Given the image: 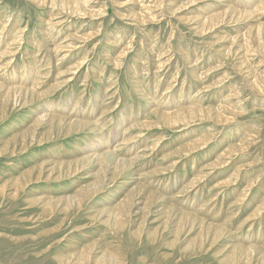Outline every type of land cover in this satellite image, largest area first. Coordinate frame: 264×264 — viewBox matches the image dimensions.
<instances>
[{"label":"rangeland","instance_id":"rangeland-1","mask_svg":"<svg viewBox=\"0 0 264 264\" xmlns=\"http://www.w3.org/2000/svg\"><path fill=\"white\" fill-rule=\"evenodd\" d=\"M68 1L0 0V264H264V0Z\"/></svg>","mask_w":264,"mask_h":264},{"label":"bare ground","instance_id":"bare-ground-1","mask_svg":"<svg viewBox=\"0 0 264 264\" xmlns=\"http://www.w3.org/2000/svg\"><path fill=\"white\" fill-rule=\"evenodd\" d=\"M36 1H38L39 2V4L40 5H44L45 3L47 4V0H36ZM89 2V1H88ZM199 3V2H198ZM45 4V5H46ZM196 4H197V2H196ZM52 5L53 6H58V7H60V8H62L63 10H65L66 12H68V13H71V14H73V15H76V16H82V14L83 13H81L82 11H84V14H87L86 12H88V13H91L92 14V12L91 11H89V10H87V8H86V5H87V3H85V2H71V1H68V0H52ZM126 5V4H125ZM128 5V4H127ZM160 7H161V4L159 5ZM162 6H163V4H162ZM264 6V2H262L261 4H259V6H257V9H259V8H261V7H263ZM152 8V7H151ZM154 8V7H153ZM152 8V9H153ZM157 8V7H156ZM148 10V9H147ZM229 10H230V8L228 9V10H226V11H224V12H219V13H217V14H213V15H207V16H205V18H203V20H204V24H202L201 25V28L203 29V31H204V28L206 27V26H209L208 24H210V27H208L209 29H211L212 27H215L216 25H218V24H221V25H223L222 24V22L224 21V19L228 16V13H229ZM261 10V9H260ZM173 11V10H172ZM256 11V10H255ZM181 12V11H180ZM235 12H238V13H241V14H244V13H247L248 11H245V12H241V11H236L235 10ZM252 12V11H251ZM258 12V11H257ZM213 13V12H212ZM248 13H250V12H248ZM256 13V12H255ZM174 15H176L175 13H174ZM246 15V14H245ZM257 15V14H256ZM242 17V16H241ZM246 17V16H245ZM253 17V16H252ZM134 20L135 21H137V22H143V23H145V22H147V21H149V20H147V17L146 16H143V15H134ZM232 20V19H231ZM263 25V24H262ZM196 26V25H195ZM5 27V26H4ZM6 28V27H5ZM261 28V27H260ZM200 30V29H199ZM202 31V32H203ZM206 31V30H205ZM210 32V31H209ZM3 33V32H2ZM206 34V33H205ZM94 35L95 34H91V35H89V38H92V37H94ZM234 46H235V43H234ZM74 47V46H73ZM59 48H61V47H59ZM4 54V53H3ZM2 54V55H3ZM43 57V56H42ZM243 61V60H242ZM59 62V61H58ZM245 64V63H244ZM76 67H79V66H76ZM74 74H75V72H74ZM249 75H251V74H249ZM255 76H257V75H255ZM256 79V78H255ZM254 79V80H255ZM258 80H260V77H258L257 76V79H256V81H258ZM10 81V80H9ZM254 85V84H253ZM257 88H258V86H257ZM10 90L9 91H13V90H15V91H19V92H21V89L22 88H19V87H10L9 88ZM30 89V88H29ZM23 90V89H22ZM8 91V90H7ZM261 91V90H260ZM18 92V93H19ZM23 92H25L26 93V95L27 94H33L34 95V93H33V91H30V90H23ZM264 92V91H263ZM11 93V92H10ZM14 94H15V92H14ZM11 95V94H10ZM18 96V95H17ZM15 97H16V95H15ZM34 97V96H33ZM32 97V98H33ZM11 98V97H10ZM25 98H26V96H25ZM4 100V99H3ZM10 100V99H9ZM34 100V99H33ZM33 104V103H32ZM56 112V111H55ZM185 115H188L190 118L189 119H191L192 117H194V116H197V117H205L206 119H217L218 121H223V120H226L227 118H226V116L224 115V113H223V115L225 116H223V115H221V113H220V110L219 109H203V108H186V109H183V110H180V111H176V112H173V113H160V116H161V118L162 119H166V121L169 123V125L168 126H172V127H175V126H177V125H179L180 123H185V121H187V120H189V119H187V120H185L184 119V117H185ZM50 115H46V117H49ZM44 117V116H43ZM229 117V116H228ZM51 118L52 119H55L56 118V116H51ZM173 118H176L175 120H173ZM61 122H63L64 120H65V118H63V117H59L58 118ZM192 119H194V118H192ZM203 119V118H202ZM37 121H39V120H37ZM45 121V120H44ZM70 121H72V120H70ZM74 121V120H73ZM70 123V122H69ZM85 124H87V123H85ZM72 125V124H71ZM144 126V125H143ZM29 130V129H28ZM85 130V129H84ZM121 141V140H120ZM208 144V142H206V141H204V140H200V141H197V142H195V143H193V144H191L189 147H188V149L189 150H187V151H193L196 147H202V145H207ZM203 146V147H204ZM202 147V148H203ZM238 147H244V146H242V145H240V146H238ZM243 148H240L239 150H242ZM237 150V149H236ZM235 150V151H236ZM86 152V151H85ZM109 153H111V150L110 151H108V149H107V151H105V152H103L102 153V155H105V154H109ZM231 153H232V150L231 149H229L225 154L226 155H231ZM172 155H174V154H172ZM100 156H101V154H100ZM142 156V155H141ZM88 157V156H87ZM135 158V157H134ZM101 159V158H100ZM83 160V159H82ZM125 160V159H124ZM120 161V160H119ZM97 162V161H96ZM101 163H102V161H101ZM109 163V162H108ZM124 163H125V161H124ZM45 164V163H44ZM63 164H64V162H63ZM82 164V163H81ZM62 165V164H61ZM102 165V164H101ZM106 165V164H105ZM42 166V165H41ZM44 166V165H43ZM42 166V167H43ZM54 167V166H53ZM78 167V166H77ZM77 167H75V169L77 168ZM72 169V168H71ZM100 170V169H99ZM29 171V170H28ZM102 172V171H101ZM106 174H108V173H106ZM25 175H27V173L25 174ZM119 175V174H118ZM41 176V175H40ZM39 176V177H40ZM107 176V175H106ZM37 182H39V181H37ZM5 184V183H4ZM18 184H19V182H18ZM97 185V184H96ZM99 185V184H98ZM196 185V184H195ZM87 187H89V186H87ZM98 187V186H97ZM24 189V188H23ZM137 189V188H136ZM225 189V188H224ZM96 190V189H95ZM102 190V189H101ZM4 191V190H3ZM6 191V190H5ZM83 191V190H82ZM86 191V190H85ZM5 193V192H4ZM138 194V193H137ZM87 195V194H86ZM63 198V197H62ZM59 200V199H58ZM57 200V201H58ZM83 200V199H82ZM125 200V199H124ZM49 201V200H48ZM48 203V202H47ZM52 203H53V200H52ZM124 203H126V200H125V202L123 201V203L122 204H120L119 206H118V212H116V214H115V217H121V218H119V220H121L122 219V215L124 214L123 212H124V210L122 209L123 208V205L126 207V204H124ZM70 205V204H69ZM48 206H49V204H48ZM119 207H122L121 209L119 208ZM173 208V207H172ZM68 210H69V208H67ZM114 209V208H113ZM244 209V208H243ZM113 214V213H112ZM191 216V215H190ZM167 217H169V215H167ZM192 217V216H191ZM118 218H116V220H117ZM198 219L197 218H194V222H196ZM190 221V220H189ZM192 221H193V219H192ZM183 223V222H182ZM117 224H118V221H117ZM120 224H122V223H120ZM120 226H125V224L124 225H120ZM180 226V225H179ZM188 228V227H187ZM121 229H122V227H121ZM124 229V228H123ZM253 229V228H252ZM218 232H219V230H217V234H218ZM203 235V234H202ZM172 244V243H171ZM91 246V245H90ZM90 246H88V247H90ZM172 246V245H171ZM95 247V246H94ZM230 247H231V245H230ZM240 248H241V246H239ZM92 249V248H91ZM91 249H88V248H86V251L84 252L83 251V253H84V255H82L83 256V260H84V257H86V255H85V253L87 252L88 253V250H91ZM236 249V248H235ZM244 249H246V248H244ZM95 250V249H94ZM233 250V249H232ZM231 251V250H230ZM234 253V252H233ZM89 254H90V252H89ZM81 255V254H80ZM91 257V255L89 256V258ZM117 257V256H116ZM233 257V256H232ZM92 258V257H91ZM119 258V257H118ZM230 258V257H229ZM228 258V259H229ZM86 260L88 259V257H86L85 258ZM115 259V258H114ZM225 259H227V258H225ZM106 260V257L105 256H102L101 258H99L98 259V263L99 264H101V263H103L104 261ZM85 261V260H84ZM90 261V260H89ZM113 261V260H112ZM234 261V260H233ZM228 262V261H227ZM87 263H89V262H87ZM106 263V262H105ZM110 263V262H109ZM229 263V262H228Z\"/></svg>","mask_w":264,"mask_h":264}]
</instances>
